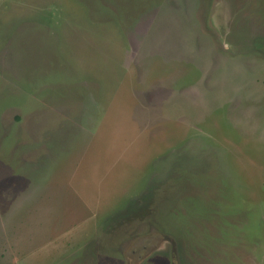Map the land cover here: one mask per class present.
<instances>
[{
	"label": "rangeland",
	"instance_id": "1",
	"mask_svg": "<svg viewBox=\"0 0 264 264\" xmlns=\"http://www.w3.org/2000/svg\"><path fill=\"white\" fill-rule=\"evenodd\" d=\"M0 264H264V0H0Z\"/></svg>",
	"mask_w": 264,
	"mask_h": 264
}]
</instances>
